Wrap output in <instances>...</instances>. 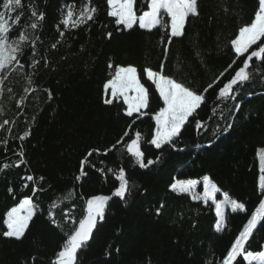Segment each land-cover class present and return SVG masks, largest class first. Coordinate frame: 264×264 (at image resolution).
Listing matches in <instances>:
<instances>
[{
	"label": "trees",
	"instance_id": "1",
	"mask_svg": "<svg viewBox=\"0 0 264 264\" xmlns=\"http://www.w3.org/2000/svg\"><path fill=\"white\" fill-rule=\"evenodd\" d=\"M149 3L136 0L137 14L148 10ZM69 6L74 19L84 7L97 11L93 20L73 29L62 24ZM33 10L45 14L36 30L30 28ZM257 10L258 0H198L199 15L189 16L185 35L172 38L169 45L166 27L150 32L138 26L118 27L107 14L106 0H22L19 25L15 17L11 21L10 42L24 29L30 39L39 37L35 54L26 46L21 59L25 72L34 73L35 90L25 96L26 79L19 73L9 77L10 85L5 84L0 124L4 119L10 123L0 128V169L4 164L10 167L0 170V264H52L73 227L63 213L70 211L78 221L85 214L86 200L97 195L111 199L104 219L78 250L77 264H223L232 243L264 203L258 160V150L264 148V61L253 58L250 79L235 85L228 100L217 95L245 59L236 56L230 40ZM258 47L254 45L245 56ZM34 60L39 63L32 68ZM162 64L165 75L198 93L209 84L213 87L197 110L208 130L197 132L190 118L174 141L175 148L156 149L150 143L153 116L163 102L143 70L159 71ZM117 66H135L140 72L149 90L146 115L128 117L122 100L103 103V85ZM22 96L25 102L18 107ZM227 124L232 127L225 130ZM214 128H219L215 135ZM25 131L30 135L21 141ZM137 132L145 163L156 161L144 168L126 149ZM21 149L25 162L16 167ZM82 162L86 174L77 180ZM121 169L131 188L123 200L113 195ZM27 175L34 180L22 179ZM205 176L220 188L218 201L227 193L245 205L244 211L227 209L219 231L212 203L171 190L177 181L202 182ZM70 192L72 199L65 200ZM25 198L33 200L37 211L21 240L7 238L3 235L7 212ZM245 248L264 251V220Z\"/></svg>",
	"mask_w": 264,
	"mask_h": 264
},
{
	"label": "snow or ice",
	"instance_id": "2",
	"mask_svg": "<svg viewBox=\"0 0 264 264\" xmlns=\"http://www.w3.org/2000/svg\"><path fill=\"white\" fill-rule=\"evenodd\" d=\"M107 14L114 18L115 24L122 29L131 30L134 27H139L141 30L152 31L158 27H166L168 30L169 39L167 43L170 45L172 38H180L185 35V27L189 16L199 15L198 0H150L148 4V10L142 11L141 14H137L135 4L136 0H106ZM22 8V0H2L0 3V115L3 114L2 103L5 94L6 82L10 85L12 81L9 77L13 73H19L25 76L26 86L23 91L25 96L34 91L32 75L25 72V64L21 62L24 55L25 47L30 46L33 49V55L35 54V39H30L26 33L27 29L22 30L18 34V38L11 39L10 33L12 31V18L15 17V23L19 25L20 15L17 11ZM97 11L95 7H84L74 19V12L69 6L66 16L62 19V24L65 27L71 26L73 29L82 24H86L88 21L94 19V14ZM167 17V23H165L164 17ZM31 17L34 18L30 23V28L36 30L39 27V22L45 19L43 12L31 11ZM64 32H60V36L63 37ZM108 37L111 38V33H108ZM264 0H258V10L255 11L254 19L244 26L238 29V34L230 40V45L234 50L237 57H245L242 61V66L235 71L234 76L227 83H225L218 90V98L221 100H228L233 96V88L237 84H243L250 79L251 73L248 71L251 67L253 58L264 61ZM257 50L251 51L254 45H258ZM55 48V44L52 45ZM165 55H167V48L165 49ZM199 55V53H197ZM39 61L34 60L31 64L32 68H35ZM111 68L112 65H109ZM146 80L151 82L155 86L159 97L163 102V107L159 109L153 116L155 121V130L153 137L150 140L151 145L156 149H162L165 146L175 148L174 141L177 140L185 126L189 123L190 118L195 124V130L199 132L201 129L208 130V125L205 120L199 118L197 110L205 103V94L208 89L213 87V84H209L203 93H198L195 90L187 87L183 82L177 79L165 75L163 71V64L159 71L153 70L150 67H146L144 70ZM8 93H12V88H7ZM48 91V97L51 99V92ZM104 99L103 103L106 105L112 104L114 101L122 100L126 105L125 115L128 117H137L147 114L149 106V90L141 81V74L135 66H117L111 78L108 79L103 85ZM25 102V97L22 96L18 101V107L22 106ZM238 110V108H237ZM216 112L215 108L210 110L211 114ZM134 122V121H133ZM10 121L4 119L0 128L4 125H8ZM231 124H227L225 130L230 129ZM10 131V129H9ZM219 132V128L213 129V135ZM30 131H25L19 139L23 141ZM127 135V133H125ZM141 135L136 133V138L132 139L130 143L126 145L127 152L130 153L139 164L141 168L155 163L156 161L149 160L145 163L144 153L140 148ZM6 143V141H5ZM121 141H117V144H121ZM211 145H209L210 147ZM112 149L116 148V145L111 146ZM111 150V149H109ZM98 151V150H93ZM20 157L19 163L16 167L20 166V163H24V153L19 150L16 153ZM105 154H107L105 152ZM89 156L92 152L88 153ZM262 161H264V150L259 153ZM10 165L4 164L2 169L6 170ZM86 173L83 170V162L81 166V175L77 176L79 180L82 175ZM27 181H33L32 175L22 177ZM41 179H43L41 177ZM119 186L114 191L113 195L124 199L126 195L130 194L131 188L129 181L126 179V174L123 169L117 174ZM200 181L186 180L177 181L171 185V190L177 194H189L193 199H197L198 195L195 193V188ZM27 186V185H25ZM261 189H264V177L261 178ZM11 192L12 189L10 188ZM37 189H33L35 194ZM221 190L215 183L212 182L210 177L205 176L203 179V199L205 201L211 200L215 205V214L219 218L216 228L221 230L225 222V207L230 206L232 212L244 211L245 205L237 202L229 197L227 193H224L222 201L217 200V193ZM72 193H68L65 200H71ZM110 196L97 195L92 196L86 200L85 214L78 221L72 217L70 211L64 212L63 215L69 223L73 225L70 232L66 233V240L62 245L60 251L56 253L55 259L52 264H77V252L87 241L92 237L93 230L96 228L98 221L104 219L105 209ZM160 208H163L161 204ZM37 211V205L33 203L31 198H25L16 207H12L7 212L6 231L3 235L7 238H14L21 240L26 231L29 228V224L33 219ZM157 215L160 214V209H157ZM49 216L52 218L53 213L49 209ZM264 220V203H261L259 208L252 214L251 219L248 220L247 225L241 231L238 237L232 243L230 250L227 252L226 258L223 260V264H237L239 258H243L247 264H264V251H247L245 248L252 231L256 228L257 224ZM55 222V221H53ZM59 226V225H58Z\"/></svg>",
	"mask_w": 264,
	"mask_h": 264
},
{
	"label": "rangeland",
	"instance_id": "3",
	"mask_svg": "<svg viewBox=\"0 0 264 264\" xmlns=\"http://www.w3.org/2000/svg\"><path fill=\"white\" fill-rule=\"evenodd\" d=\"M262 150H264V148H260L259 150H258V160H259V168H260V183H261V178L262 177H264V161H262L261 160V158H260V156H259V153L262 151ZM195 193H197V195H198V198L197 199H194V200H197V201H202V202H204V203H207V202H209V203H212V201L211 200H207V201H205L204 199H203V196H204V193H203V181L200 183V184H198L197 185V187L195 188ZM218 194V193H217ZM191 196V195H190ZM192 197V196H191ZM224 198V197H223ZM223 198H222V200H223ZM193 199V198H192ZM221 200V201H222ZM213 204V203H212ZM214 205V204H213ZM215 206V205H214ZM227 209H230L231 210V207L230 206H226L225 207V211L227 210ZM232 211V210H231ZM6 217H7V215H6ZM5 220H6V218H5ZM218 220H219V218H218ZM222 228H223V226H222ZM221 228V229H222ZM253 264H256V262H253Z\"/></svg>",
	"mask_w": 264,
	"mask_h": 264
}]
</instances>
